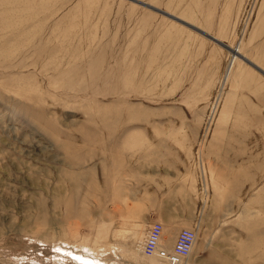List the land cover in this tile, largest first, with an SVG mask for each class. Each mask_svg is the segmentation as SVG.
<instances>
[{"label": "rangeland", "instance_id": "374dc122", "mask_svg": "<svg viewBox=\"0 0 264 264\" xmlns=\"http://www.w3.org/2000/svg\"><path fill=\"white\" fill-rule=\"evenodd\" d=\"M139 1L226 48L127 0H0V264H165L101 181L160 152L202 173L170 181L195 217L158 222L195 229L184 264H264V0Z\"/></svg>", "mask_w": 264, "mask_h": 264}, {"label": "crops", "instance_id": "0c3cea01", "mask_svg": "<svg viewBox=\"0 0 264 264\" xmlns=\"http://www.w3.org/2000/svg\"><path fill=\"white\" fill-rule=\"evenodd\" d=\"M101 178V181H115L117 192L121 196L136 193L135 216L143 218L146 227L143 240L152 223H163L166 218H193L200 205L195 199L193 183L186 184L184 200L177 201L170 197V193L176 192L170 181H203L201 171L179 153H138L135 156L122 154L106 163L104 177ZM130 181H138L136 189L131 186ZM182 225L177 223L173 235L168 238L162 230L159 246L170 251L174 237Z\"/></svg>", "mask_w": 264, "mask_h": 264}, {"label": "built area", "instance_id": "2783aa9c", "mask_svg": "<svg viewBox=\"0 0 264 264\" xmlns=\"http://www.w3.org/2000/svg\"><path fill=\"white\" fill-rule=\"evenodd\" d=\"M162 230L163 227L158 222L148 227L146 237L138 247L140 253L146 258H155L165 264H184L195 242V229H179L170 251L159 246Z\"/></svg>", "mask_w": 264, "mask_h": 264}, {"label": "water", "instance_id": "95a60500", "mask_svg": "<svg viewBox=\"0 0 264 264\" xmlns=\"http://www.w3.org/2000/svg\"><path fill=\"white\" fill-rule=\"evenodd\" d=\"M127 1H129V2H131V3H133V4H136V5H139V6L143 7V8L149 9V10L155 12V13H158V14H160V15L166 17L167 19H170V20H172V21H174V22H176V23H179V24L183 25L184 27L190 29L191 31H193V32H195V33H197V34H199V35L202 36L203 38H205V39H209L210 41L216 43L217 45H219V46H221V47H225V45L219 43V42L216 41L214 38L208 36L207 34H205L204 32H202L201 30H199V29H197V28H195V27H193V26H191V25H189V24H187V23H184V22L180 21L179 19H177L176 17H173L172 15H169V14H167V13L161 11V10H158V9H156V8H154V7H151V6H149V5H146V4H144V3L140 2V1H137V0H127ZM225 48H226V47H225ZM244 62H245L246 65H248L251 69H253V70L256 71L258 74H260L262 77H264V72H263V71H261L259 68L255 67V66H254L253 64H251L249 61L244 60Z\"/></svg>", "mask_w": 264, "mask_h": 264}, {"label": "bare ground", "instance_id": "6f19581e", "mask_svg": "<svg viewBox=\"0 0 264 264\" xmlns=\"http://www.w3.org/2000/svg\"><path fill=\"white\" fill-rule=\"evenodd\" d=\"M137 1H139V0H137ZM141 2V1H140ZM143 3V2H142ZM144 4H146V3H144ZM146 5H148V4H146ZM164 12V11H163ZM166 13V12H165ZM168 14V13H167ZM170 15V14H169ZM178 19V18H177ZM180 20V19H179ZM181 21V20H180ZM183 22V21H182ZM185 23V22H184ZM215 39V38H214ZM246 61H248V60H246ZM250 62V61H249ZM251 63V62H250ZM251 64H253V63H251ZM254 65V64H253ZM255 67H257V68H259L258 66H256V65H254ZM260 70H261V68H259ZM262 71V70H261ZM264 72V71H263ZM195 234H196V231H195ZM194 245V244H193Z\"/></svg>", "mask_w": 264, "mask_h": 264}]
</instances>
